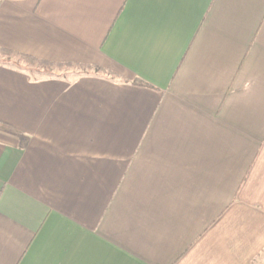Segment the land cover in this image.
I'll use <instances>...</instances> for the list:
<instances>
[{"label":"crops","instance_id":"obj_1","mask_svg":"<svg viewBox=\"0 0 264 264\" xmlns=\"http://www.w3.org/2000/svg\"><path fill=\"white\" fill-rule=\"evenodd\" d=\"M0 264L264 256V0H0ZM263 262V260H261Z\"/></svg>","mask_w":264,"mask_h":264},{"label":"trees","instance_id":"obj_2","mask_svg":"<svg viewBox=\"0 0 264 264\" xmlns=\"http://www.w3.org/2000/svg\"><path fill=\"white\" fill-rule=\"evenodd\" d=\"M0 52L5 54L8 57L21 59V60L25 61L26 63L35 65L37 67L38 66H46V67H48L50 65H57V64L52 63V62H48V61H45V60H40V59L31 57V56L20 54V53L13 52V51H10V50H5V49H1L0 48Z\"/></svg>","mask_w":264,"mask_h":264},{"label":"rangeland","instance_id":"obj_3","mask_svg":"<svg viewBox=\"0 0 264 264\" xmlns=\"http://www.w3.org/2000/svg\"><path fill=\"white\" fill-rule=\"evenodd\" d=\"M261 260H263V262ZM256 264H264V256L259 257L258 259H256Z\"/></svg>","mask_w":264,"mask_h":264}]
</instances>
